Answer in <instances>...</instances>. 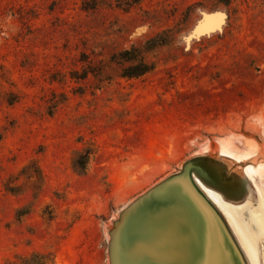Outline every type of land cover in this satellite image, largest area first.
I'll return each mask as SVG.
<instances>
[{
  "label": "rangeland",
  "instance_id": "rangeland-1",
  "mask_svg": "<svg viewBox=\"0 0 264 264\" xmlns=\"http://www.w3.org/2000/svg\"><path fill=\"white\" fill-rule=\"evenodd\" d=\"M213 14L219 29L200 33ZM130 49L150 70L124 78L113 56ZM218 150L249 160L264 198V0H0V264H108L106 223ZM31 160L37 198L7 193Z\"/></svg>",
  "mask_w": 264,
  "mask_h": 264
},
{
  "label": "water",
  "instance_id": "water-1",
  "mask_svg": "<svg viewBox=\"0 0 264 264\" xmlns=\"http://www.w3.org/2000/svg\"><path fill=\"white\" fill-rule=\"evenodd\" d=\"M204 19L212 21L202 25L200 33L218 30L223 21L221 14ZM251 165L222 150L178 163L106 223L107 263L253 264L248 246L257 245L256 262L264 264V236L251 218L261 206L247 174ZM225 207L238 214L235 224L242 231L236 230Z\"/></svg>",
  "mask_w": 264,
  "mask_h": 264
},
{
  "label": "trees",
  "instance_id": "trees-1",
  "mask_svg": "<svg viewBox=\"0 0 264 264\" xmlns=\"http://www.w3.org/2000/svg\"><path fill=\"white\" fill-rule=\"evenodd\" d=\"M164 36V33H161L151 39H149L144 48L151 50L155 47L161 45L160 39ZM136 49L124 50L115 54L113 56V61L116 63H129L130 66L125 68L122 72L124 78H135L140 75L145 74L150 69L147 65L137 61ZM84 152L78 151L76 154H81ZM90 155V154H89ZM88 156L81 161H78L75 157L72 160V166L78 175H81L80 170H84L86 167L85 161H87ZM83 161V162H82ZM16 180H21L20 183H11L7 181L4 185L5 191L13 196H18L30 189L32 192L33 199H36L38 193L42 188V172L35 160H31L28 164L23 166L16 175ZM29 205L19 207L15 210L16 220H21L25 215L29 214ZM55 256L52 252L45 251H33L26 255H17L14 259H7L4 264H54Z\"/></svg>",
  "mask_w": 264,
  "mask_h": 264
},
{
  "label": "bare ground",
  "instance_id": "bare-ground-1",
  "mask_svg": "<svg viewBox=\"0 0 264 264\" xmlns=\"http://www.w3.org/2000/svg\"><path fill=\"white\" fill-rule=\"evenodd\" d=\"M260 212L256 213L254 211L251 212V218H252V223L256 224L258 230H259V233H260V236H264V198L260 196ZM226 215L229 217L230 221L232 222V224L234 225V227L236 228V230L239 232V231H242L243 228L242 226H237L235 223L239 220V216L236 212H234L233 210H231L230 208H223ZM238 223V222H237ZM242 234V233H241ZM243 241H244V244H245V240H244V237H243ZM250 241L251 242H255L256 241V236L255 235H251V238H250ZM246 246V245H245ZM256 246L255 245L253 248H250L249 247V252L248 254L250 255V258H251V261L253 264H257L256 262V256H257V251H256Z\"/></svg>",
  "mask_w": 264,
  "mask_h": 264
}]
</instances>
